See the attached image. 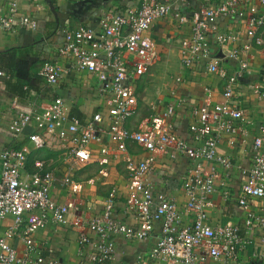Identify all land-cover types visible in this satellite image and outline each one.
<instances>
[{"label": "built area", "instance_id": "1", "mask_svg": "<svg viewBox=\"0 0 264 264\" xmlns=\"http://www.w3.org/2000/svg\"><path fill=\"white\" fill-rule=\"evenodd\" d=\"M129 1L122 11L105 13L96 24L63 27L62 42L39 69L41 80L54 88L67 74H89L95 80L96 108L81 115L64 97L55 95L45 106L36 102L20 105L8 123L14 138L26 136L37 147L58 145L72 162L62 176L45 168L41 160H35V169L28 171L27 150L3 145L0 140V222L13 217L0 236V264H64L47 260L33 237L49 222H70L71 205L57 202L52 189L58 184H75L77 162H102L106 156L121 154H128V195L123 208L133 213L137 224L119 219L116 198L111 196L102 212L85 220L87 231L78 237L79 264H112L117 259V235L146 239L158 223L160 232L148 255L122 264H264V121L253 137L251 162L241 168L237 201L242 222L214 226L208 214L218 182L228 185L224 179L221 182L218 166L228 171L234 165L220 150L221 141L231 146L246 144L251 134L253 120L241 107L237 88L252 73L245 57L249 49L264 43L255 37L264 24V14L259 13L264 0H198L200 7L193 11L189 0ZM222 17L248 20L250 28L243 36L238 31L219 32ZM167 18L185 33L179 40L182 65L192 74L202 72L224 80L223 99L214 101L209 86L201 101L173 90V101L160 99V107L154 106L150 116L138 119L139 87L158 57L148 33ZM19 27L34 29L36 22L27 14L19 15L18 0H11L0 16V29L13 32ZM242 37L247 42L241 46ZM231 66L235 67L232 71ZM261 72L257 94L264 101V68ZM175 81L184 83L186 78L180 74ZM183 112L190 119L186 133L180 136L177 120ZM134 119L137 125L131 124ZM130 143L142 147L144 153L131 156ZM166 154L172 160L180 156L189 160L182 182L186 194L182 209L175 198L155 192L157 162ZM32 215L38 216L37 224L29 219ZM15 236L24 241L22 252L9 241ZM250 248L253 253L247 256Z\"/></svg>", "mask_w": 264, "mask_h": 264}, {"label": "crops", "instance_id": "2", "mask_svg": "<svg viewBox=\"0 0 264 264\" xmlns=\"http://www.w3.org/2000/svg\"><path fill=\"white\" fill-rule=\"evenodd\" d=\"M11 0H0V16L7 12ZM130 2L129 0H89L86 2H69L66 0H18L19 15H29L36 22V28L27 29L19 27L13 32H5L0 29V115L1 133L0 140L3 145H12L28 152L27 170L34 168L35 160L45 163V168L54 169L62 176L69 168L71 160L65 156L64 149L58 145L33 146L26 136L19 139L14 138L8 123L15 116V111L20 105L28 106L36 102L47 105L55 95L64 97L70 106L81 115L90 114L98 105L99 100L95 94V80L89 74H67L58 87L46 85L39 77V69L43 60L52 57L57 46L63 39V27L66 25L76 26L80 23L96 24L105 14L122 11ZM191 10L199 9L198 0H189ZM260 14H264V7L259 6ZM248 20L222 17L217 24L219 32L238 31L244 33ZM148 36L152 38L157 46L158 55L163 60H175V75L171 79L168 89L157 99L165 102L173 101V90L185 94L192 101H201L205 94V87L212 90L214 101H221L224 89V80L215 75H205L202 72L192 74L181 63L180 38L185 36L183 30L177 28L175 22L169 18L160 20L149 31ZM243 36V35H242ZM255 37L264 40V24L259 26ZM242 37L240 45L246 43ZM247 60L252 68V73L243 78L237 88L240 93L239 100L244 112L253 120L251 134L246 144L237 143L231 146L224 139L220 143V150L227 154L232 160L233 168L225 170L218 166L221 182L227 181V186L218 182L217 190L212 194L208 206L209 220L212 225L238 223L243 220V213L238 204L237 197L240 193L242 183L241 168L249 165L252 159V141L258 132V125L264 121V101L257 94V86L264 68V43L253 44L249 49ZM153 67V66H152ZM231 71L235 69L230 67ZM184 76V83H177L175 76ZM147 75V74H146ZM145 75V76H146ZM142 80V87L146 77ZM139 96L140 116L142 118L141 103ZM17 102V104H16ZM153 112L150 113V115ZM181 116V115H180ZM137 119V118H136ZM132 120L136 124L138 120ZM177 119V118H176ZM178 135L182 136L188 128L189 116L183 112L178 118ZM131 126V125H130ZM108 142V138L105 137ZM109 144H111L109 142ZM111 149H113L111 147ZM131 156H139L143 152L142 147L135 143L129 144ZM127 155L121 154L117 157L106 156V161L82 163L77 162L73 171L75 184L71 187L55 185L52 195L57 202L71 205L70 222L67 224H54L49 222L46 227L39 228L34 234V240L42 250L45 257L50 260H62L64 264H79L78 237L81 232L87 231L85 220L91 214L102 212L105 204L111 196L116 198L117 215L120 220L131 224H137L133 213L126 212L123 204L126 202L128 189L127 178ZM189 166V160L180 156L174 160L169 156L161 155L157 162L155 192L163 194L166 198H175L181 209L186 202L185 190L182 187L183 177ZM0 161V176L2 172ZM226 172H229L227 177ZM224 190L230 195L226 197ZM37 224L39 218L32 215L29 218ZM13 217L9 216L0 222V236L12 224ZM160 232V224H154L152 234L142 240H127L121 235L116 236L117 259L112 264L130 263L135 261L139 255L147 256L154 247ZM10 243L19 252L24 250L25 244L20 237H12ZM252 248L247 256L251 255ZM264 263V257L261 259ZM249 264H254L250 262ZM258 264V263H255Z\"/></svg>", "mask_w": 264, "mask_h": 264}, {"label": "rangeland", "instance_id": "3", "mask_svg": "<svg viewBox=\"0 0 264 264\" xmlns=\"http://www.w3.org/2000/svg\"><path fill=\"white\" fill-rule=\"evenodd\" d=\"M175 60H163L162 56L158 55L153 67L145 76L144 86L139 90V96L142 98V118H147L153 112L154 106L160 107V99L158 97L163 95L171 84L173 74L175 75ZM140 88V87H139ZM127 171V170H126Z\"/></svg>", "mask_w": 264, "mask_h": 264}, {"label": "trees", "instance_id": "4", "mask_svg": "<svg viewBox=\"0 0 264 264\" xmlns=\"http://www.w3.org/2000/svg\"><path fill=\"white\" fill-rule=\"evenodd\" d=\"M143 84V83H142ZM140 87H142V85H140ZM140 89V88H139ZM75 112H78L77 110L73 109ZM80 114V113H79Z\"/></svg>", "mask_w": 264, "mask_h": 264}]
</instances>
